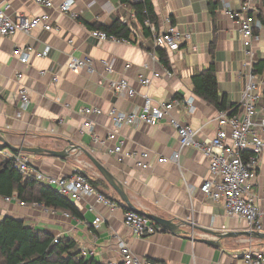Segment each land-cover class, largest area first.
I'll return each instance as SVG.
<instances>
[{"label": "crops", "instance_id": "crops-1", "mask_svg": "<svg viewBox=\"0 0 264 264\" xmlns=\"http://www.w3.org/2000/svg\"><path fill=\"white\" fill-rule=\"evenodd\" d=\"M50 1L56 7L63 0ZM246 1L150 0L157 18V25L153 27L158 34L165 32L167 22L192 34L190 43L177 52H168L156 47L152 37H143L133 12L119 0H75L74 9L79 13L76 21L57 10H45L34 0H0L1 4L9 6L7 13L13 18H31L46 11L55 27L51 32L37 29L29 35L18 33L10 38H0V134L3 138L14 148L61 151L68 143L81 147L120 184L136 210L170 220L180 225V231L171 234L158 227L147 238L134 237L123 224L127 206L79 151L72 152L66 159L45 154H27V157L32 167L54 178H69L78 172L91 176L89 178L99 183L96 192L116 204L114 210L98 203L92 195L73 203L81 215L78 219L42 205L26 203L19 206L15 201L6 202L0 197V221L10 217L29 228L50 234L54 239L69 238L77 244L79 251L92 250V258L99 264L118 258L119 241L127 243L136 256L161 264H240L235 257L250 243L264 252V239L238 236L218 241L208 234H240L248 229L243 221L229 217L221 203L213 202L200 192L208 177V161L200 152L185 148L180 152L178 163L155 162L157 156L168 159L179 148L176 131L168 122L153 127L145 124L123 126L117 131L125 152L151 153V167L147 171L136 169L132 159L119 162L107 154L115 142L106 141L113 131L112 122L106 116L90 117L92 130L82 135L79 132L85 120L79 112L81 108L96 107L106 112L115 107L132 112L141 108L143 97L147 95L156 104L191 98L193 114L177 107L172 116L199 130L198 139L212 138L218 130L216 118L220 112L194 94L191 78L213 64L219 96H225L228 107L239 104L248 72L244 63L248 61L243 56L237 26L225 11H236ZM210 2L214 6L212 14ZM250 14L260 23V28L253 31L256 37L252 47L254 69L256 64L264 63V23L260 19L264 20V2L258 1ZM116 21L131 29L130 44L100 42L92 36L94 25L111 26ZM27 46L36 52L49 48V54L44 58L31 55L27 64H21L12 52ZM158 48L164 52L163 61L157 53ZM71 56L89 58L94 72L69 70L67 63ZM103 61L112 65L110 74L105 72ZM165 70L170 77L166 76ZM42 71L46 73L41 75ZM154 74H160V77L153 79L148 87L138 80L140 75L151 78ZM255 74L259 81L264 80V72ZM53 75L58 77L57 83L52 81ZM122 79L135 91L134 98L117 95L110 89V82ZM22 88L29 92V105L18 118ZM258 110L264 115L263 101ZM11 153L13 151L5 149L0 153V161L9 159ZM263 191L264 152L252 193L260 197ZM258 205L261 233L264 234V200L259 199ZM97 217L101 219L98 228L94 226ZM204 241L217 242L219 246Z\"/></svg>", "mask_w": 264, "mask_h": 264}, {"label": "built area", "instance_id": "built-area-1", "mask_svg": "<svg viewBox=\"0 0 264 264\" xmlns=\"http://www.w3.org/2000/svg\"><path fill=\"white\" fill-rule=\"evenodd\" d=\"M264 0H247L241 4L239 9L225 11L227 17L237 26V32L240 36L243 47L244 59L248 62L244 66L248 69L246 74V84L241 95V101L233 110L220 112L216 118L218 130L212 138L198 139L199 130L183 124L172 116V111L177 107H182L193 114L195 109L192 99H174L164 103L156 104L149 96H144L141 108L132 112H123L115 107L106 112L96 107H84L79 110L84 117V122L80 128V134L92 130V123L89 120L92 116H106L111 120L113 131L108 134L106 141L115 142L113 148L107 150V154L115 157L119 162L126 159H132L134 167L140 171H147L151 167V153L125 152L123 150V141L118 140L117 131L123 127H135L140 124L156 126L164 121L176 131L178 137V151L170 158H155L157 164L167 162L178 163L181 150L193 148L200 152L208 161V177L204 179L200 192L204 197L213 202L221 203L226 214L229 217L237 218L243 221L249 232L261 233V209L258 205L259 199L264 200V191L261 196L252 193V186L257 175L258 164L264 152V115L259 113L258 105L264 102V80L259 81L254 73L252 61L254 59L253 44L256 40L254 29L260 28V23L255 22L251 16L252 10L257 4ZM35 4L45 10H57L62 15H67L70 19L76 21L79 13L74 9L75 0H63L56 7L50 0H34ZM9 6L0 3V38H10L18 33L29 35L32 31L40 29L44 32L55 30L51 16L44 11L38 16L31 18L18 16L13 18L7 11ZM167 28L162 34H158L155 28L149 23L151 37L156 47H162L168 52H177L180 48L190 43L192 34L183 31L177 26L167 22ZM92 36L100 42H110L113 44H130V41L118 38L114 35H108L103 31L94 30ZM70 43V42H69ZM49 54V48L43 52H36L32 47L16 48L12 56L16 57L21 64H27L31 55L36 58H44ZM105 72H112V65L109 62L101 63ZM67 68L72 72L86 70L89 74L94 72V67L89 58L71 56L67 63ZM42 71L40 74L44 75ZM167 77L171 74L165 70ZM160 77V74H154L151 78L138 76L139 82L148 87L153 79ZM52 81L57 83L58 77L53 75ZM110 89L117 95H124L128 98L136 96L135 91L129 86L125 79L109 83ZM20 111L26 110L29 105V92L22 88L19 91ZM28 155L22 152L9 154V160L12 167L18 173L35 179L39 184L53 188V190L63 198L76 203L86 197L95 195L98 203L106 206L110 210L116 208V204L97 193L88 183L86 177L78 172L69 178H54L32 167ZM6 202L15 201L19 206H25L26 203L18 200L16 195L5 197ZM66 216L68 214L65 213ZM101 219L96 218L94 226L99 227ZM123 224L127 230L136 238H147L156 232L155 224L148 218L131 211H125ZM57 238L54 239V242ZM118 258L109 261L107 264H161L146 258L136 256L127 243L119 241L117 244ZM92 250L83 249L80 251V257H92ZM240 264H264V252L250 244L246 250L235 257Z\"/></svg>", "mask_w": 264, "mask_h": 264}, {"label": "trees", "instance_id": "trees-1", "mask_svg": "<svg viewBox=\"0 0 264 264\" xmlns=\"http://www.w3.org/2000/svg\"><path fill=\"white\" fill-rule=\"evenodd\" d=\"M119 2L128 5L143 37L150 38V27L145 26L144 22L147 21L154 27L157 25V18L150 0H119ZM213 8L214 6L210 2L211 14ZM260 19L264 23L261 17ZM130 26L137 29L134 24ZM92 29L132 41L129 37L131 29L127 24L119 21L114 22L111 26L94 25ZM157 53L163 61L165 58L163 50L158 48ZM262 72H264V63L256 64L254 73ZM191 82L194 94L212 104L219 112L227 110H233L231 114L235 112L236 106L228 107L225 96H219L216 70L213 64L202 73L192 76ZM4 150L5 148L0 146V153ZM84 176L92 188L97 191L99 183L86 175ZM105 187L107 186L105 185ZM13 195H16L21 202L42 205L46 209L62 211L71 217L81 218L73 202L63 198L52 188L39 184L35 179L18 173L12 167L11 161L6 159L0 161V197L5 198ZM154 226L155 229L158 228L156 225ZM56 241L54 242V238L50 234L29 228L21 221L5 217L0 221V264H99L92 257H80L78 246L73 240L63 237Z\"/></svg>", "mask_w": 264, "mask_h": 264}, {"label": "water", "instance_id": "water-1", "mask_svg": "<svg viewBox=\"0 0 264 264\" xmlns=\"http://www.w3.org/2000/svg\"><path fill=\"white\" fill-rule=\"evenodd\" d=\"M0 143L2 144V147L5 149H8L13 152H22L25 154H45L50 157L58 158V159H66L68 158L72 152L79 151L83 153L89 161L92 163V165L96 168V170L101 175L102 179L111 187V189L117 194L119 199L127 206L128 211L137 213L139 215H142L146 218H148L151 222H153L157 227H159L161 230L169 232L171 234H178L179 233V227L180 225L175 224L174 222L170 220H165L156 216H153L151 214H147L141 211L136 210L129 202V199L125 192L123 191L120 184L111 176V174L103 167L101 166L95 159H93L85 150H83L79 146H73L71 143H68L66 148H64L61 151H51L41 148H14L12 147L0 134ZM208 234L213 235L217 238V240L221 239H227V238H233L238 236H244L249 239H257V240H263L264 234L257 233V232H243L240 234H226V233H213L208 232ZM206 244H209L211 246H219V244H216L217 242L213 241H204Z\"/></svg>", "mask_w": 264, "mask_h": 264}, {"label": "rangeland", "instance_id": "rangeland-1", "mask_svg": "<svg viewBox=\"0 0 264 264\" xmlns=\"http://www.w3.org/2000/svg\"><path fill=\"white\" fill-rule=\"evenodd\" d=\"M91 171H92V169H91ZM89 177H91V176H89Z\"/></svg>", "mask_w": 264, "mask_h": 264}]
</instances>
